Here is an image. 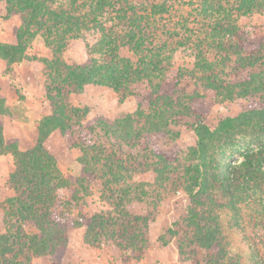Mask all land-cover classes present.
<instances>
[{
    "label": "trees",
    "instance_id": "trees-1",
    "mask_svg": "<svg viewBox=\"0 0 264 264\" xmlns=\"http://www.w3.org/2000/svg\"><path fill=\"white\" fill-rule=\"evenodd\" d=\"M5 2L6 16H17L19 24L15 45L0 42V60L8 71L26 59L33 40L41 37L52 54L41 61L52 113L38 123L35 144L26 151L5 142L0 121V156L14 158L0 264L57 259L65 254L69 232L77 228L85 229L86 245L109 243L121 253L130 252L125 259L138 261L149 247V225L158 214L149 209L168 198L169 188L181 189L189 199L183 222L193 229L190 244L210 252L206 264H222L220 213L236 214L245 206L264 216V41L255 40L256 47L249 48L247 37L251 16L263 12L264 0H198L200 27L196 32L183 29L189 35L181 38L182 46L193 52V67L176 75L170 72L175 48L169 49L161 23L174 10L171 0ZM240 19L249 24L242 26ZM90 34L99 36L92 44ZM74 39L85 44L88 57L82 65L63 58ZM122 49L135 61L122 57ZM185 75L200 81L202 93L179 87ZM87 85L112 90L120 102L134 98L137 108L115 120L88 119V108L70 104L71 96ZM218 98L243 105L235 116L210 128L206 103ZM5 113L0 99V118ZM184 127L193 132L195 144L181 158L175 150L169 153L166 142H175ZM55 131L67 149L80 153L76 162L82 178L65 176L46 150L44 143ZM146 172L155 174L153 184L132 181L135 174ZM92 184L99 186L101 201L110 210L91 217L74 215L77 195L88 197ZM62 191L72 193L66 199ZM133 204H145L147 213H132L128 207ZM176 234L168 229L160 244ZM183 254L180 243L178 257Z\"/></svg>",
    "mask_w": 264,
    "mask_h": 264
},
{
    "label": "rangeland",
    "instance_id": "rangeland-1",
    "mask_svg": "<svg viewBox=\"0 0 264 264\" xmlns=\"http://www.w3.org/2000/svg\"><path fill=\"white\" fill-rule=\"evenodd\" d=\"M171 3L174 4V10L168 15L167 19L161 23L166 25L164 30H166V34L169 38V49L175 48L170 60V72L171 75H176L181 69H183L184 72L190 71L194 62L193 52L187 47L182 46L185 45L181 42L183 41V37L189 35L183 29L190 30L191 28L196 32L201 23H199L196 18L198 0H171ZM263 13L264 10L263 12L251 16L252 19L250 20V25L252 26V29L247 31L249 48L256 47L255 40L264 41V16L261 15ZM179 22H182V26H185V28H181ZM238 23H241L242 26H247L249 21L240 19ZM87 33L98 32L89 31ZM155 33H157V31ZM96 38L98 39L99 36H92L91 34L87 36L88 42L91 44L94 43ZM178 43H181V47H178ZM120 53L122 57L130 59L131 61H135L136 59L132 53L125 49H122ZM87 57L88 55L86 53L85 44L82 40L74 39L69 41L66 51L64 52V60L66 63L71 65H82L85 63ZM179 87L187 93H192L194 90L202 93L200 81L190 78L188 75L183 77L180 81ZM84 99H86V103L90 109H88V119L95 117V115H99L98 113L101 112L102 117L115 120L122 115L133 113L137 108L138 103L134 98H127L124 102H120L118 95L107 88H104L103 90L101 89V94L99 95H96L95 92H88ZM72 103L73 101L70 99V104ZM242 105L243 102L241 101H220V99L217 100V102L209 101L206 103L208 112L205 116V122L210 128H214L220 120L226 117H233L239 113ZM186 122L187 121L184 123ZM179 130L181 131L179 138L175 142H166V147H170L169 153H171L172 150H175L176 155L179 154V157L183 158L188 149L194 146L195 137L189 127L180 128ZM53 144L56 148H59V151L56 150V157L61 171L63 170L74 173L76 167L79 166L74 156L79 157L80 153L76 150L66 152L64 148L60 149L58 138ZM78 173L80 176L74 178L83 177L81 170H78ZM154 180L155 174L151 172L135 174L132 176V181L134 182L153 184ZM261 190H263L262 194L264 195V183L261 185ZM99 191V186H94V184H92L88 191V197L83 198L78 194L77 199L79 200V206L78 208L72 209V213L77 215L81 212L85 216L91 217L97 212L110 210V207L105 202L101 201ZM71 193L72 191L61 192L66 199L70 197ZM5 201L0 204L3 211ZM188 205L189 199L181 189L172 190L169 188L168 198L159 204H156L155 208L152 206L153 209H149L152 213L158 212L154 221L156 224H153L154 222L151 223L152 225H149V229L151 226L153 229V235L155 236L164 230L166 233L168 229H173V231L177 232L176 236L173 238H170L168 235L166 237L167 240L172 242L174 245L173 247L176 248L177 252L180 243H182L184 254L182 257H179L180 264H206L210 252L199 248L197 244H190L193 229L191 230L187 228L183 222ZM128 209L134 214L142 215H145L148 211L145 204H133L130 205ZM159 211H162V214L159 215ZM158 216L160 218L159 220H157ZM219 225L222 233V245L225 251L222 264H264V216L257 214L254 209L243 206L237 210L236 214H232L229 211H222L220 213ZM79 231L81 232V230L77 228L69 232V234H72L71 243L73 241H75L73 243H77L80 240L81 235ZM149 234L148 238H150ZM69 236L70 235H68V237ZM94 248H101V254L98 253L97 256L94 257V260H97L96 258L101 259V264H133L134 262L132 259L129 260V258H124L127 257L130 252L121 253L112 244L105 243ZM65 254L57 259L50 258L52 264H64L63 258ZM76 256L77 259L85 258L81 257V255ZM77 264H80V262Z\"/></svg>",
    "mask_w": 264,
    "mask_h": 264
},
{
    "label": "crops",
    "instance_id": "crops-1",
    "mask_svg": "<svg viewBox=\"0 0 264 264\" xmlns=\"http://www.w3.org/2000/svg\"><path fill=\"white\" fill-rule=\"evenodd\" d=\"M6 8L5 0H0V42L2 44L15 45L17 43L16 29L19 24V18L17 16L7 17ZM263 14L261 15L264 16ZM25 56L26 59L13 64L8 71L5 68V62L0 60V99L3 100L6 110V113L0 118L3 137L6 143L15 142L20 151L29 150L34 146L38 123L52 113L45 93L44 70L41 62L52 58L51 51L45 46L41 37H37L27 49ZM101 89L103 90L104 87L87 85L81 94L73 95L70 98L73 101L71 105L79 108L87 106L86 108L89 109L86 99H84L86 94L95 92L96 95H99L101 94ZM98 114L95 116L101 117V112ZM57 138L59 139L60 149L64 148L66 152L73 151L66 148L58 131L53 132L45 141L44 146L56 160V150L59 148H56L53 142L57 141ZM74 157L77 160L78 156ZM13 170V156L11 154L0 156V204L12 196L9 177ZM78 170H81L79 166L76 167L74 173L63 170L62 173L67 177H78L80 176ZM160 214H162V211H159ZM159 219L158 216L157 220ZM153 224H156V222ZM79 229L81 230V232L79 231L81 236L77 243H73L75 241L71 243L72 234H69V246L63 258L64 264H77L78 262L80 264H101V259L96 258L97 260H94L98 253L101 254V248L96 249L86 245L83 240L85 229ZM5 230L4 211L0 206V235L4 234ZM152 230L150 226L147 251L140 260H134L133 264H180L178 252L173 247L172 242L168 241L165 245H161L159 242V237L165 234V230L156 236L153 235ZM28 231H30V234L35 233V229L32 226H29ZM76 255H81V257L85 258L77 259ZM31 264H52V261L50 257H40L33 259Z\"/></svg>",
    "mask_w": 264,
    "mask_h": 264
}]
</instances>
